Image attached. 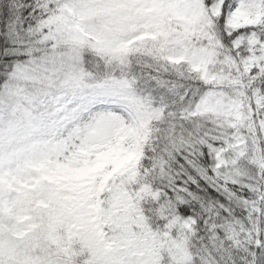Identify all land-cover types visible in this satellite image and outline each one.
Here are the masks:
<instances>
[{
  "label": "snow or ice",
  "instance_id": "6c2138e0",
  "mask_svg": "<svg viewBox=\"0 0 264 264\" xmlns=\"http://www.w3.org/2000/svg\"><path fill=\"white\" fill-rule=\"evenodd\" d=\"M189 7L198 14L197 30L185 38L172 80L158 88L165 121L142 156L134 198L144 219L134 215L133 227L140 225L139 235L156 249L147 264H264V0H190ZM58 11L55 0H0V99L22 84L25 92L45 94L48 21ZM75 104L70 118L91 116L101 132L109 108L129 110L113 86ZM54 127L45 116L29 117L35 151L61 150L49 139ZM9 147L5 137L0 150ZM0 264L30 261L0 240Z\"/></svg>",
  "mask_w": 264,
  "mask_h": 264
},
{
  "label": "rangeland",
  "instance_id": "374dc122",
  "mask_svg": "<svg viewBox=\"0 0 264 264\" xmlns=\"http://www.w3.org/2000/svg\"><path fill=\"white\" fill-rule=\"evenodd\" d=\"M56 3L59 11L48 21L53 46L45 75L50 86L37 97L22 84L8 100L0 99V149L5 137L11 143L0 150V240L11 241L17 256L30 264H99L104 259L147 264L154 260V248L132 228L133 216L141 219L134 207L139 193L132 169L140 156L141 131L160 117L161 109L136 90L127 74L88 82L80 54L91 49L124 63L147 41V48H159L174 64L184 55L185 38L197 30L198 14L190 0ZM101 86L117 88L129 105L128 111L108 109L111 116L100 122L103 132L91 116L70 118L77 97ZM41 115L55 126L49 139L61 150L40 153L31 147L29 117ZM123 176L131 178L128 186ZM105 184L110 202L101 195Z\"/></svg>",
  "mask_w": 264,
  "mask_h": 264
},
{
  "label": "trees",
  "instance_id": "16d2710c",
  "mask_svg": "<svg viewBox=\"0 0 264 264\" xmlns=\"http://www.w3.org/2000/svg\"><path fill=\"white\" fill-rule=\"evenodd\" d=\"M7 4L9 0H2ZM47 2H53V0H47ZM57 2V0H55ZM52 41V40H51ZM147 41L139 44V47L134 49V52L127 58V61L121 63L117 60L110 59L99 55L91 49H84L80 54L82 66L87 75H90L88 82L93 83L95 81H101L108 78L120 77L125 74L132 77L135 82V88L138 92H141L145 96H148L155 106L160 107V117L155 120H151L145 123L142 129V136L139 141L140 157L136 161L135 167L132 171L136 175V180L139 183L144 177L140 169L144 167L142 162V156L145 149H150L156 141L157 133L162 130L165 113L167 109L166 104L161 103V95L158 88L164 87L172 80L171 72L176 67L175 64L170 63L166 58L160 55L159 48L149 49L147 48ZM146 44V45H145ZM145 45V46H144ZM53 41L48 44V52L52 51ZM130 179L127 176L122 177V181L125 185L130 184ZM108 187V186H107ZM104 190L106 201L110 202L111 195ZM134 207L137 213L141 216V220L144 219L143 213L140 211V201L135 199ZM132 228L139 235L138 229L140 225H136V228ZM154 251L153 259H155Z\"/></svg>",
  "mask_w": 264,
  "mask_h": 264
}]
</instances>
